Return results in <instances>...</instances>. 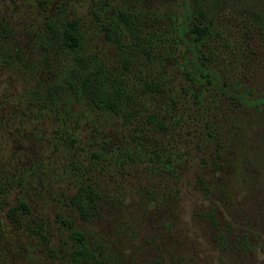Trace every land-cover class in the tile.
Masks as SVG:
<instances>
[{"label":"rangeland","instance_id":"1","mask_svg":"<svg viewBox=\"0 0 264 264\" xmlns=\"http://www.w3.org/2000/svg\"><path fill=\"white\" fill-rule=\"evenodd\" d=\"M146 3L150 9L119 0H0V264H264V32L234 39L229 51L220 40L209 46L211 64L246 92L244 104L203 92L198 105L181 89V46L149 44L138 36L150 23L134 30L119 20V48L96 22L97 12L104 21L122 11L137 29L150 18L143 11L158 5ZM66 25L89 75L163 82L167 89L148 102L156 96L166 108L144 106L158 111L164 128L72 97L41 103L37 94L77 66L62 37ZM131 41L148 53L125 72ZM87 184L99 195L98 213L81 220L75 197ZM73 230L90 249L77 261Z\"/></svg>","mask_w":264,"mask_h":264},{"label":"trees","instance_id":"2","mask_svg":"<svg viewBox=\"0 0 264 264\" xmlns=\"http://www.w3.org/2000/svg\"><path fill=\"white\" fill-rule=\"evenodd\" d=\"M119 1L133 2V4L136 2L135 6H142L148 9L150 8L146 1L158 5H156V10L143 11L149 12L146 16L150 18L148 21H143L137 29L132 24L130 18L132 15H126L122 11L117 12L120 13V16L116 12L111 16L107 14L105 16L104 12L103 15L107 18L104 21L99 17V12L95 13L96 22L100 23L101 30L105 33V38L114 41L120 48L121 42L118 34L113 30L115 28L113 24L118 25L122 22L129 29L139 30L143 27V23H150L151 30L150 28L144 30L145 35L138 37L147 39L149 44H151L149 41L153 38H160L159 41H166L174 49H178L181 46L185 50L184 54H177L176 56L179 61L178 69L182 71L186 80L181 89L190 91L191 96L195 97L196 104H201L199 95L203 92H208L210 96L226 97L236 101L237 104H244L243 97L246 92L233 88L229 78L219 73L221 69L211 64L210 58H212L213 51L210 50L209 46L214 43V40H220L219 44L228 48L227 51H229L237 44L234 39L241 41L251 38L248 33L253 32L254 29L261 31V33L264 32V0ZM164 4H169L171 7H168V5L164 7ZM103 6H106V4ZM208 12L210 17L206 19ZM219 17H227L229 19L221 21ZM71 29L73 28L66 25L62 31V37L64 38V44L72 50V60L76 62L77 66L72 68V74H63L61 78H57L55 85L52 84L45 88L42 93L37 94V96H40L41 103L52 104L55 100L67 102L72 97L76 100L86 101L88 105L109 108L114 112L124 111L130 116L137 115L140 119L142 117L145 123L153 122L152 124L155 126L161 129L164 128L165 124L159 118L158 111H148L144 106V104L155 106V104L160 103L155 101L156 96L153 97L154 100L152 102L148 101L152 98L150 94L157 95L166 88L163 82L158 78L154 79L153 82H149L145 79L137 78L135 75L130 77L128 75L130 72L124 77L104 76L101 70L89 75L90 64L87 63V59L81 54L79 37L73 34ZM234 29H245L246 31L243 32V37H237L234 34ZM138 37L135 36L136 39ZM201 46L209 48L207 53L200 50ZM126 48L130 49L132 53H130L129 57L122 55V69L125 72L135 63L132 59L148 53L147 48L135 41L129 42ZM126 48H122V51L125 52ZM245 48L246 43L243 45L239 44L238 52H242ZM177 59L171 58L170 61L175 62L174 60L177 61ZM220 63L224 64L225 69L232 65L230 59L221 60ZM139 81L142 86H140V89L137 88ZM259 99L255 103H259ZM160 105H162L161 108H166L164 103L161 102ZM152 159L158 161V154L153 153ZM169 161V158L166 157L162 163L167 164ZM98 197L99 195L92 185L87 184L78 187L75 199L77 200L78 217L81 220H88L97 215ZM95 198L96 204L94 202ZM161 201H163V198L154 202L160 205ZM72 235L79 246H76L70 254L71 259L77 261L85 258L90 249L85 244L83 234L79 230H73ZM95 261L97 262L96 259ZM97 263L105 264L103 261Z\"/></svg>","mask_w":264,"mask_h":264}]
</instances>
